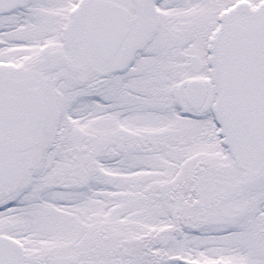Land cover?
<instances>
[{"label": "snow or ice", "instance_id": "snow-or-ice-1", "mask_svg": "<svg viewBox=\"0 0 264 264\" xmlns=\"http://www.w3.org/2000/svg\"><path fill=\"white\" fill-rule=\"evenodd\" d=\"M0 264H264V0H0Z\"/></svg>", "mask_w": 264, "mask_h": 264}]
</instances>
